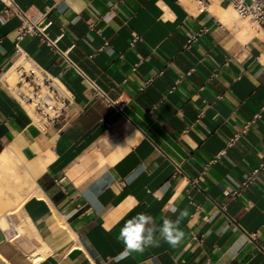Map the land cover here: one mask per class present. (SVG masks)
Wrapping results in <instances>:
<instances>
[{
  "label": "crops",
  "instance_id": "1",
  "mask_svg": "<svg viewBox=\"0 0 264 264\" xmlns=\"http://www.w3.org/2000/svg\"><path fill=\"white\" fill-rule=\"evenodd\" d=\"M6 5L20 15L0 24V154L34 188L0 219V264H264V172L224 195L264 161V111L250 123L264 106L262 40L243 42L238 22L182 0H0V14ZM22 14L51 23L54 47L18 42ZM20 52L72 95L60 132L41 131L7 91ZM182 212L178 246L123 255L126 221L148 213L159 226Z\"/></svg>",
  "mask_w": 264,
  "mask_h": 264
},
{
  "label": "built area",
  "instance_id": "2",
  "mask_svg": "<svg viewBox=\"0 0 264 264\" xmlns=\"http://www.w3.org/2000/svg\"><path fill=\"white\" fill-rule=\"evenodd\" d=\"M194 4L198 11H206L207 7L213 1L217 3L226 2L229 7L233 9L236 15L243 20L255 24L258 32L261 35V40L264 43V0H188ZM19 14L18 10L12 5H6L3 14H0V24L5 21V15ZM23 15V14H22ZM106 20V19H104ZM50 22L45 24L33 23L26 16H22V25L18 30L17 40L20 42L27 36H36L48 46H53L47 35L45 34ZM202 32V31H201ZM192 36L186 47L192 44L200 36V33ZM139 40L134 38L129 43L130 47ZM18 49V48H17ZM18 51H20L18 49ZM67 65L81 75L88 85L93 89L94 96L102 97V91L89 80L66 56H64ZM139 63L133 65V70ZM11 70L15 76L14 86H10L4 82L7 91L13 96L18 104L30 116L32 123L35 124L41 131L46 132L54 129L60 132L69 123L73 116V97L72 95L59 83V81L41 70L35 63L30 61L26 56L20 52L18 60L13 64ZM7 71L4 77L11 71ZM264 111L262 106L259 111L253 116L250 123H253L261 118ZM247 126H244L239 132L235 133L226 142L225 148L220 152L219 156H223L227 148L234 146L246 132ZM264 172V161L253 169L251 174L232 192H224L225 196L235 197L241 192L245 191L255 180V177Z\"/></svg>",
  "mask_w": 264,
  "mask_h": 264
},
{
  "label": "bare ground",
  "instance_id": "3",
  "mask_svg": "<svg viewBox=\"0 0 264 264\" xmlns=\"http://www.w3.org/2000/svg\"><path fill=\"white\" fill-rule=\"evenodd\" d=\"M182 1L190 6L188 0ZM189 10L190 12H194L193 6H190ZM207 11L224 25L232 26L234 23L238 22L236 13H234L233 9L221 8L218 6L217 1H213L211 5L207 7ZM238 23L242 27L238 34V38L241 41L246 42L254 37H261L255 24L251 22L249 23L248 21L246 23ZM14 79L15 76L11 70L5 76L4 82L13 87L14 84L12 82ZM33 188L34 182L27 174L18 158L9 150L2 152L0 154V219L5 217L8 213L16 210L29 196V193Z\"/></svg>",
  "mask_w": 264,
  "mask_h": 264
},
{
  "label": "clouds",
  "instance_id": "4",
  "mask_svg": "<svg viewBox=\"0 0 264 264\" xmlns=\"http://www.w3.org/2000/svg\"><path fill=\"white\" fill-rule=\"evenodd\" d=\"M184 215L186 213L182 212L176 220L164 217L162 224L156 226L152 215L137 213L120 230L119 239L124 245L123 255L143 252L145 247L158 246L161 241L171 247L178 246L185 235L179 226Z\"/></svg>",
  "mask_w": 264,
  "mask_h": 264
},
{
  "label": "rangeland",
  "instance_id": "5",
  "mask_svg": "<svg viewBox=\"0 0 264 264\" xmlns=\"http://www.w3.org/2000/svg\"><path fill=\"white\" fill-rule=\"evenodd\" d=\"M190 4V6H193V10L194 11H198L197 10V8L194 6V4H192V3H189ZM236 18H237V20H238V22H241V23H246L247 21H245V20H242V19H240L237 15H236ZM244 21V22H243ZM250 23V22H249ZM256 29H257V26H256ZM258 30V29H257ZM260 39H261V37H260ZM15 79L13 80V84H15Z\"/></svg>",
  "mask_w": 264,
  "mask_h": 264
}]
</instances>
